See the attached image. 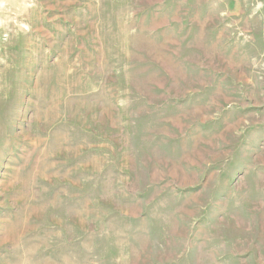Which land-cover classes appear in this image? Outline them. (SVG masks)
<instances>
[{"label":"rangeland","instance_id":"1","mask_svg":"<svg viewBox=\"0 0 264 264\" xmlns=\"http://www.w3.org/2000/svg\"><path fill=\"white\" fill-rule=\"evenodd\" d=\"M0 264H264V0H0Z\"/></svg>","mask_w":264,"mask_h":264}]
</instances>
